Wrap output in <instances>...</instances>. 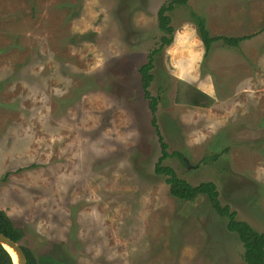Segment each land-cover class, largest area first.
Here are the masks:
<instances>
[{
	"label": "rangeland",
	"instance_id": "374dc122",
	"mask_svg": "<svg viewBox=\"0 0 264 264\" xmlns=\"http://www.w3.org/2000/svg\"><path fill=\"white\" fill-rule=\"evenodd\" d=\"M168 1L0 0V210L36 257L246 264L208 198L171 196L155 171L162 148L139 68L162 44ZM192 13L212 37H255L206 54ZM172 26L151 92L168 152L183 158L164 165L191 185L214 182L264 233V0H189ZM207 81L214 105L190 106L188 88Z\"/></svg>",
	"mask_w": 264,
	"mask_h": 264
},
{
	"label": "trees",
	"instance_id": "16d2710c",
	"mask_svg": "<svg viewBox=\"0 0 264 264\" xmlns=\"http://www.w3.org/2000/svg\"><path fill=\"white\" fill-rule=\"evenodd\" d=\"M189 0H169L158 11V26L164 33L161 39V46L153 50L147 58V62L139 68V75L141 78V88L144 98L149 102V109L152 114L151 124L158 136L162 156L156 165V173L166 177V184L170 188L171 196L185 202H194L199 197L206 196L214 209V211L221 217L228 220L227 229L231 233L237 234L239 237L244 253L243 259L246 264H264V233L255 230L248 222L238 219V213L229 205H223L220 199V192L218 186L214 182H203L198 186L191 185L188 181L180 178L177 173L170 167L164 165V161L171 156H178L183 158L182 154L174 153L172 155L168 152V144L162 135L157 112L160 104V99L154 96L151 92V86L156 77L154 75L156 57L161 54L164 48L171 46L174 42L175 28L172 26V13L180 7H187ZM193 22L197 27L199 37L205 47L206 54L209 53L214 43L223 42L228 47L238 48L243 42L251 40L255 35H248L242 37H227L215 36L212 37L208 28L207 21L204 17L192 13ZM264 31V30H262ZM188 95H192L193 99L188 101L192 107H199L203 109L211 108L215 100L213 97L203 92L197 87L190 86L187 90ZM210 159V158H209ZM204 160L207 163L212 160H217L218 156L212 159ZM36 165H32L35 167ZM0 232L20 243L25 237V233L21 228H18L12 219L5 211L0 210ZM22 248L27 257V264H64L51 257H36L34 253L24 247ZM0 264H15L10 253L0 244Z\"/></svg>",
	"mask_w": 264,
	"mask_h": 264
},
{
	"label": "water",
	"instance_id": "95a60500",
	"mask_svg": "<svg viewBox=\"0 0 264 264\" xmlns=\"http://www.w3.org/2000/svg\"><path fill=\"white\" fill-rule=\"evenodd\" d=\"M0 244L10 253L11 256L12 253L10 252V250H12L16 254L17 261H15L12 256L15 264H27V257L20 243L13 241L0 232Z\"/></svg>",
	"mask_w": 264,
	"mask_h": 264
},
{
	"label": "crops",
	"instance_id": "0c3cea01",
	"mask_svg": "<svg viewBox=\"0 0 264 264\" xmlns=\"http://www.w3.org/2000/svg\"><path fill=\"white\" fill-rule=\"evenodd\" d=\"M193 83H196V82H193ZM197 85L200 84L199 82L196 83ZM206 87V92L205 93H208V95L211 96V91H212V84H210L209 81H207V84L205 85ZM200 89V88H199ZM205 89V88H204ZM203 91V90H202ZM204 92V91H203ZM212 97V96H211Z\"/></svg>",
	"mask_w": 264,
	"mask_h": 264
},
{
	"label": "bare ground",
	"instance_id": "6f19581e",
	"mask_svg": "<svg viewBox=\"0 0 264 264\" xmlns=\"http://www.w3.org/2000/svg\"><path fill=\"white\" fill-rule=\"evenodd\" d=\"M10 252L12 253V256H13L14 260L17 261V256H16V254H15L12 250H10Z\"/></svg>",
	"mask_w": 264,
	"mask_h": 264
}]
</instances>
